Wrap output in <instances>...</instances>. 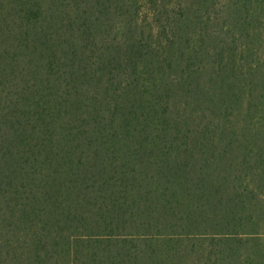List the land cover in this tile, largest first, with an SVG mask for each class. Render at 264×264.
I'll return each instance as SVG.
<instances>
[{
	"label": "trees",
	"instance_id": "obj_1",
	"mask_svg": "<svg viewBox=\"0 0 264 264\" xmlns=\"http://www.w3.org/2000/svg\"><path fill=\"white\" fill-rule=\"evenodd\" d=\"M0 264H264V0H0Z\"/></svg>",
	"mask_w": 264,
	"mask_h": 264
}]
</instances>
